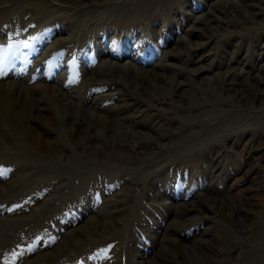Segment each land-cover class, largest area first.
Listing matches in <instances>:
<instances>
[{"label": "rangeland", "instance_id": "obj_1", "mask_svg": "<svg viewBox=\"0 0 264 264\" xmlns=\"http://www.w3.org/2000/svg\"><path fill=\"white\" fill-rule=\"evenodd\" d=\"M2 5L0 114L50 97L58 154L7 111L0 264H264V0Z\"/></svg>", "mask_w": 264, "mask_h": 264}, {"label": "bare ground", "instance_id": "obj_2", "mask_svg": "<svg viewBox=\"0 0 264 264\" xmlns=\"http://www.w3.org/2000/svg\"><path fill=\"white\" fill-rule=\"evenodd\" d=\"M3 1V2H2ZM9 0H0V5L3 4V3H6L8 2ZM6 6L5 5H2L0 7V10L1 9H4ZM172 52V50H171ZM114 66V65H112ZM127 69H129L128 67L130 66H127ZM114 67H117L114 66ZM122 68V67H121ZM125 68V67H124ZM134 68V67H133ZM261 70V69H260ZM130 71H133L131 68H130ZM148 71V70H147ZM155 71V70H154ZM153 71V72H154ZM150 72V71H148ZM141 73H144V72H141ZM159 73V72H157ZM154 75H152L156 80L157 79H162L163 75H160V74H156V73H153ZM98 75L96 72L94 74L91 75L90 78H93V76H96ZM120 77V76H119ZM151 77V76H150ZM166 77V76H165ZM152 78V77H151ZM91 80V79H90ZM18 83V82H17ZM17 83H15L14 81L13 82H9L7 85H6V88H5V92H4V97L2 98L3 99V105L4 107H6V112L4 113H1L0 114V126H2L1 128H5L6 125L8 126H12L14 127V123H12L9 118H8V115H6L7 111L10 109L12 111H15L17 113V117L14 118L16 119V127L15 128H19L20 129V134L24 137V139L32 144L34 147H36L38 150L42 151L43 154H47V155H56L58 154V147H57V144L58 142L54 141V140H51L49 137L46 136V134L48 132H50L49 130H47V128H44L45 129L44 131H39L37 129V125L34 126L33 122H38V123H41L42 119H44L46 121L45 124H52L55 122V117H56V113H55V110L53 111V113L50 114V112L53 110L51 108V106H40V102H45L46 103V99H47V102L49 100L50 97L48 96H44V97H41V98H35L32 93H34V91L31 92V89H29L28 87L25 88V87H21L18 89L19 92H18V95L23 93V96H24V104L25 106L24 107H20L19 109H14L11 105V95L13 94L12 92V89H15ZM19 85V83H18ZM35 88V87H34ZM38 89V87H36ZM46 88V87H45ZM133 88V87H132ZM49 90H50V95H52V97H59L61 95V93L59 92L58 90V86H55V87H49ZM38 91V90H37ZM41 92V91H40ZM65 93H63V96H64ZM22 96V97H23ZM62 96V97H63ZM61 98V96H60ZM29 99V101H28ZM51 99V98H50ZM23 101V100H22ZM52 101V100H51ZM49 100V102H51ZM62 101V100H61ZM80 101V100H79ZM78 101V102H79ZM60 102V101H59ZM44 103V104H45ZM72 106L67 110V114L71 116L72 118V122H75V124L77 126H75V129L76 131H79L82 129L81 128V125H82V119H87L90 115L87 113V110L88 108H84L83 104L81 105L80 102L79 104L76 103V102H69ZM52 105V104H51ZM55 106V105H54ZM54 108V107H53ZM90 109V108H89ZM43 111H48L49 114H46V113H43ZM89 112V111H88ZM14 114V113H12ZM11 114V115H12ZM78 116H82V119L78 120ZM101 121V123L105 124V127L108 128L110 124L109 122V119L107 118L106 115H100L98 117ZM74 120V121H73ZM44 121V122H45ZM163 131V130H162ZM107 134H108V138L111 139L112 142H115L114 138L111 136V134L109 133V129L107 130ZM155 132V131H154ZM14 133V132H13ZM139 134V133H138ZM159 136V135H158ZM7 138V135H5V139ZM11 139V138H10ZM13 139V138H12ZM11 139V140H12ZM113 139V140H112ZM160 139V138H159ZM10 140V141H11ZM13 141L11 142H8V145H13L12 143ZM117 142V141H116ZM58 156V155H57ZM167 260V259H166Z\"/></svg>", "mask_w": 264, "mask_h": 264}, {"label": "snow or ice", "instance_id": "obj_3", "mask_svg": "<svg viewBox=\"0 0 264 264\" xmlns=\"http://www.w3.org/2000/svg\"><path fill=\"white\" fill-rule=\"evenodd\" d=\"M4 171H5V170H4L2 167H0V174H3ZM13 255H15V253H14Z\"/></svg>", "mask_w": 264, "mask_h": 264}]
</instances>
